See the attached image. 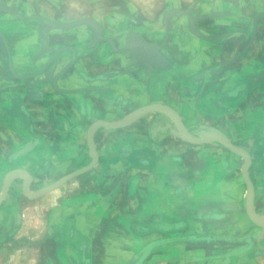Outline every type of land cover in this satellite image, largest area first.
I'll return each mask as SVG.
<instances>
[{
  "label": "crops",
  "instance_id": "obj_1",
  "mask_svg": "<svg viewBox=\"0 0 264 264\" xmlns=\"http://www.w3.org/2000/svg\"><path fill=\"white\" fill-rule=\"evenodd\" d=\"M83 1L92 14L63 13L58 18L71 23L61 28L49 15L35 13L31 0L0 3L6 4L0 5L1 179L21 171L25 180L29 176L28 191L46 187L52 182L44 180L57 181L91 163L88 130L94 132L97 120L119 122L127 114L118 113L154 105L169 109L185 131H222L250 163L209 137L178 140L154 113L119 128L103 127L93 135L96 161L90 169L37 197L26 196L36 205L27 217L40 236L21 241L29 249L22 259L185 264L191 255L203 254L200 259L211 264L224 256L228 264H261L264 220L252 215L264 210V119L250 117L245 124L234 119L240 114L235 108L226 129L223 114L220 124L203 129L183 123L186 118L180 122L169 104L190 91L194 78L180 71L192 58L207 67L212 54L220 52L214 60L223 61L222 52L231 49L237 67L264 66L256 56L264 58V9L258 0H143L140 5L128 1L126 7ZM181 33L185 42L179 44ZM181 53L191 60L184 61ZM256 73H249L251 79ZM244 166L253 190L250 210L243 200L249 191ZM128 180L133 187L125 186ZM96 184L102 194L90 192ZM10 185L0 198L5 228L13 223L6 203ZM117 198L119 209L113 205ZM135 224L148 228L124 234ZM4 241L0 264H8V246L14 243Z\"/></svg>",
  "mask_w": 264,
  "mask_h": 264
},
{
  "label": "rangeland",
  "instance_id": "obj_2",
  "mask_svg": "<svg viewBox=\"0 0 264 264\" xmlns=\"http://www.w3.org/2000/svg\"><path fill=\"white\" fill-rule=\"evenodd\" d=\"M1 1H7V0H0V3H3ZM104 1L107 2L106 5H112V7H114V6H119V7L125 6L126 7L127 6L126 4L128 3V1H130V2L137 1L140 5L143 0H99L98 1L99 4L97 3V5H100L103 7ZM144 1H146V0H144ZM31 2H32V8L35 11V13H39V14L43 13V14H47L50 17H52L51 18L52 19L51 24L53 26L58 25L60 27L61 24H70L71 23L70 21L66 22L64 19L58 18V16L60 17L63 13L67 14V15L71 14V15H75V16H77V14L83 15L85 13L86 14L87 13L92 14V12H91L92 8H89V5L87 3H85V1H83V0H31ZM258 2L261 5V8L264 9V0H258ZM0 5L6 7V4H0ZM117 10H119V9H117ZM79 11H81V12L79 13ZM97 16L98 15L95 14V17H97ZM62 26H63L62 28H64L67 25H62ZM165 33L166 32H164V36L162 37V39L165 42H167L168 37L166 36L167 33H166V35H165ZM136 35H137V38L142 36L139 32H137ZM184 40H185V37H184L183 33L180 34V37H176V42L179 44L184 43L185 42ZM97 42H99V41H97ZM259 46L260 45L258 44V47ZM258 51H259V49H258ZM190 52H192V51H190ZM231 54H232L231 49L224 50L222 52V55H223L222 60L223 61L214 60L216 58V57H214L215 55H217V56L219 55V57H220V55H221L220 52H218V54H215V53L212 54L213 59L209 60L208 66L206 67V66H204V63L200 64L201 62L198 58L197 59L192 58L194 61L190 62L189 59L191 60L192 56H190V55L187 56V54H186L185 57H183L184 55L181 53L183 60L189 61V64H186L184 70L180 71L181 76H184L186 73L187 74L191 73V75L194 78V81L192 80V84H190V86H189L190 91H188V93H186V94L185 93L182 94V95H186L184 100H181V99L177 100L176 99L177 102H175L174 99H172L173 101H169V104H171L173 106V109L175 110L176 114L178 115L179 119L181 120L180 122L183 121L182 118H186L187 120L183 121V123L193 124L197 128L208 129L210 127H215L217 124H220L221 119H222L221 116L223 114V117H224L223 122H224V126H225L224 129H226L227 127H229L232 124V120H233L232 117L233 116H232L231 112L235 108H238L237 112H239L240 114H239V116H235L234 119H240L239 121H241L243 123L245 122V124H247V122H248L247 120L250 117H251L250 120H254L253 118H257L259 120V122L263 121V119H264V77H263L264 76L263 75L264 74V72H263L264 66H261V67L255 66V67H251V68H239V67H237V65L234 62L231 61L234 58L233 56H231ZM240 56H242V53H240ZM256 56H258V59L260 60L258 62V63H260V65L262 63H264L263 62V59H264L263 55H261V54H259V52H257ZM5 63L6 64L9 63L8 57L5 61ZM176 63H178V61L175 62L174 64H176ZM252 72H257L256 73V75H257L256 79H251L249 73H252ZM234 74H237V75L234 77V76H232ZM258 76H260V77H258ZM174 95L175 94H171L168 97L175 98ZM177 97H178V95H176V98ZM142 108H144V107H142ZM183 109H185L186 112ZM216 109H217V111H216ZM133 110L134 109L129 108V109L123 111L122 113H118L116 117H121L124 113L129 114ZM167 110L170 113L171 117L174 120H176L174 118L173 113L171 111H169V109H167ZM206 111H208L207 115L205 113ZM182 112H184L185 115ZM148 113H154V115L152 117L160 120L163 123V125L165 126V128H167L166 130H168L170 128V127H168V125H166V122H165L166 120L163 117L156 114L152 110L149 111ZM157 115L160 117H158ZM237 115H238V113H237ZM255 115H256V117H255ZM137 118L134 119L133 121H131V123H129V124L135 123L137 121ZM149 121H151V118ZM240 126H242V125H240ZM95 127H97V126H95ZM160 127H162V126H160ZM180 127H181V125H180ZM100 129H104V128L103 127L95 128L93 135H94V133H96V131H99ZM213 130L216 131L218 129L213 128ZM218 131L223 133L220 130H218ZM172 132L173 131L171 130V133ZM173 133H174L173 137L177 138L178 140H181L182 142H185V143L188 142L187 140L175 135V132H173ZM93 170L96 171V168H94ZM112 170L115 171V169H112ZM118 172L120 174V173L126 172V170H117V173ZM2 175L3 174L1 172L0 179H1ZM127 177L129 179L131 176L128 175ZM14 179L15 180H13L11 182L10 190H9L10 192H9V195L7 197V200H6V203H8L9 207L7 206V204H2L3 206L1 207V208H4V206H7L10 209L8 212V214H9L8 218H10L13 221V223L10 224L11 226L8 228L0 227V240L4 241V240L9 239V240L14 241V243L12 245L10 244L8 246L9 251H10L8 254L9 255L8 264H54L55 261H52V260H50V262L44 261L39 256H37L38 254L36 255L37 256L36 260H33L32 262L22 259V257H24V255H27V256L29 255V249H27L28 246H26V244L22 243L21 241H25L26 239L30 240L31 237H33V236H40V231H39V229H34V227H32L31 222H33V220L29 221V217H27V215H30V212H28V211L31 210L36 205L32 204V202H28L29 200H27V199H29V198H26V196H24L21 193V190L23 188V183H24L23 181H25L24 176L22 177V179H21V177H15ZM55 181L56 180H54V179L44 180V182H47V183H51V182L53 183ZM41 182L43 183V181H41ZM41 182L38 179V183L40 184ZM125 186H127V188H131V186L133 187V180H132V182L130 180H128V182H126ZM125 186L123 187V189L126 188ZM98 187L99 186L96 184L95 186H90L89 190H90V192H93L96 190L97 193L99 192V194H102L104 191L103 188L100 189ZM114 188L115 187L112 188V191L115 190ZM118 188H119V186H118ZM40 189H42V188H40ZM105 190H106V192L109 191V187H107ZM81 194H84V192L81 191ZM80 199H83V198H80ZM69 201L70 200H67V202H69ZM70 203L71 202H69V205H70ZM113 205L117 207L116 209H119L118 198L116 200L114 199ZM35 208H37V207H35ZM24 209H27L26 211L28 213L24 214L25 216L24 215L22 216L21 214L23 213L22 211ZM115 219H116V217L113 216V220H115ZM263 220H264V218L259 220V221H263ZM117 222H119V221H117ZM147 228L148 227L146 226V224H142L140 226L135 224L133 228H129L126 231H124V234L132 236V234H136L135 232H141L142 230H146ZM69 231H68L67 235H69V234L72 235L71 234L72 229L71 230L69 229ZM100 232H101V229H97V234H100ZM122 232L123 231H121V233ZM117 234L119 235L120 231L117 232ZM2 239H4V240H2ZM5 244H6L5 241L0 243V249H3V251H4V248H2V247ZM193 247H196V246H193ZM191 249H193V248H191ZM17 250H19V251H17ZM98 255L99 254H96V256H98ZM202 256H203V254H201L200 256L193 254V255H191V257H188L184 263L185 264H204L205 262L208 264L212 263V262H209L208 259H200V258H203ZM229 256H231V255H229ZM137 257H139V262H141L143 257H140L139 255ZM226 257L227 256H224V259H226ZM208 258L211 259V257H208ZM224 259L221 260L220 263H218V264H228L227 260H224ZM80 260H81V264H91L92 263L90 261V259H87V260L86 259H80ZM134 260H135L134 262H136L137 258H135ZM201 260H202V262H201ZM102 262H104V261L100 260V259H95L94 264H102ZM262 263L264 264V261L261 262V264ZM213 264H216V263L213 262Z\"/></svg>",
  "mask_w": 264,
  "mask_h": 264
},
{
  "label": "bare ground",
  "instance_id": "obj_3",
  "mask_svg": "<svg viewBox=\"0 0 264 264\" xmlns=\"http://www.w3.org/2000/svg\"><path fill=\"white\" fill-rule=\"evenodd\" d=\"M154 111L156 114L160 115L161 117H163L166 121H167V124L170 126L171 130L173 132H175L176 135H179L181 136L182 138L184 139H191L193 137H196V136H203V137H209V139H212L216 142H218L219 144L221 145H227L226 147H228L230 149V145L228 143V141L226 140V137L224 134L220 133V132H215L214 131H204V132H201V133H197V132H192V131H185L182 129V127H180V124L177 122V120H174L170 113L168 112V110L164 107H161V106H149V107H146V108H142V107H139V108H135L133 111H131L129 114H127L123 120L119 121V122H105L103 120H97L93 125L94 126H97V127H107V128H119V126H124V125H127L129 124L130 121L136 119L137 117H139V115H141L142 113H145L146 111ZM93 126V127H94ZM197 130V129H196ZM203 133V134H202ZM237 148V147H236ZM238 151L240 152V150L238 149ZM242 153V155L244 156V162L243 164H246L247 163V159L245 158L246 154H243L245 152H240ZM90 155H92V151H91V148H90ZM23 177V174L21 173V171H17L15 174L13 172H11V175L8 179V177L6 178V176H4L1 181H0V198L1 196L5 193L4 192V189L7 187V183L9 181H11L13 179V177ZM243 176L245 178V166L243 167ZM12 178V179H11ZM11 179V180H10ZM25 179V177H24ZM29 178L26 176V180L24 182V185H23V193L25 194V196H31L33 197L35 194H37L41 189L37 190V191H28L27 190V182H28ZM249 189V188H248ZM250 190H246L244 195H243V200H244V204L246 206V208H248V210H250L251 208V197H250ZM29 197V198H31ZM252 212V211H251ZM253 213V212H252ZM253 219H257L258 221L263 219L264 217V210L260 213H253L252 215Z\"/></svg>",
  "mask_w": 264,
  "mask_h": 264
},
{
  "label": "water",
  "instance_id": "obj_4",
  "mask_svg": "<svg viewBox=\"0 0 264 264\" xmlns=\"http://www.w3.org/2000/svg\"><path fill=\"white\" fill-rule=\"evenodd\" d=\"M148 112H149V111H146L145 113H148ZM145 113H143V114H145ZM132 121H133V120H132ZM129 123H131V121H130ZM226 140L228 141V143H229V145H230V149H231L232 151H234L235 153H237V154H239V155H242V153H240V152L237 150V148H236L235 146H233L232 143H231L227 138H226ZM187 141H189V140H187ZM204 141H207V140H204ZM204 141H200V142H204ZM189 142H192V141H189ZM88 143L90 144V148H91L92 156H93V160L91 161V163H89L87 166L82 167V168H80V169H78V170H76V171H74V172H72V173H70V174H68V175H65V176L61 177L60 179H58L57 181L53 182V183L50 184V185H48V186H46V187H43V188H42L37 194H35L33 197H37V196H39V195H41V194H43V193H45V192H47V191H50V190L54 189L55 187H57L58 185H60L61 183H63V182H65V181H67V180H69V179H71V178H73V177H75V176H77V175L83 173L84 171L90 169V168L93 166V164L95 163V161H96V153H95V149H94V145H93V132H92L91 130H88ZM245 158H246V159L248 160V162L250 163V159H249V157L245 156ZM249 163H248V164H249ZM248 166H249V165H248ZM248 166H245V182L247 183V186H248V188H249V190H250L251 198L253 199V190H252V188H251V183H250V181H249V179H248V176H247V168H248ZM27 177L29 178L28 175H27ZM11 179H12V178H11ZM11 179H10V180H11ZM12 180H13V179H12ZM12 180H11V181H12ZM11 181H9V182L7 183V187L4 189V192L7 191V189H8V187H9ZM28 183H29V182H28ZM3 197H4V195L1 196V199H3ZM28 197H31V196H28ZM33 197H31V198H33ZM251 205H252V204H251ZM247 212H248V211H247ZM249 215H250V214H249Z\"/></svg>",
  "mask_w": 264,
  "mask_h": 264
}]
</instances>
